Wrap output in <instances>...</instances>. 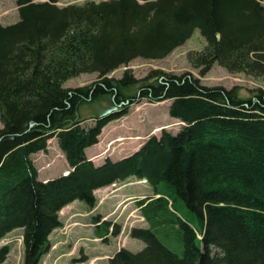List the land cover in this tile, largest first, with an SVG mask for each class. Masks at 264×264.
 <instances>
[{"label": "trees", "instance_id": "1", "mask_svg": "<svg viewBox=\"0 0 264 264\" xmlns=\"http://www.w3.org/2000/svg\"><path fill=\"white\" fill-rule=\"evenodd\" d=\"M16 2L19 21L0 24V239L22 228L24 264H41L64 206L94 207L97 189L136 177L153 190L136 201L147 226L131 230L145 247L122 248L110 264H264V90L242 98L190 73L153 72L132 94L140 83L132 73L109 77L135 59L167 57L198 29L206 47L189 60L202 75L218 63L264 78L263 0ZM84 73L98 80L64 86ZM105 96L118 110L84 125L81 105ZM143 99L170 101L181 127L96 165L87 149ZM52 138L73 170L43 181L33 155ZM93 220L99 238L120 233Z\"/></svg>", "mask_w": 264, "mask_h": 264}, {"label": "rangeland", "instance_id": "2", "mask_svg": "<svg viewBox=\"0 0 264 264\" xmlns=\"http://www.w3.org/2000/svg\"><path fill=\"white\" fill-rule=\"evenodd\" d=\"M46 1V0H34ZM88 0H59V6L83 4ZM102 1V0H94ZM264 3V0H263ZM16 0H0V24L9 25L19 21ZM206 47V40L197 29L192 37L163 59H135L127 66L112 72L109 77L121 78L126 71L140 80L126 93L136 94L138 88L146 83L153 72L168 74L190 73L207 86H222L227 89L237 88L242 98L253 97L259 89L264 90V78H255L246 73H232L215 63L204 75L189 60L193 52H200ZM98 80L97 73H84L68 80L64 86L78 88L90 86ZM170 101L151 103L146 99L130 105L129 111L109 122L102 130L99 143L90 147L88 155L98 163L105 159L119 160L132 154L153 134L160 136L162 129H179L180 121L169 114ZM111 96L100 100L88 101L81 105L77 116L85 120L84 125H93L94 118L118 110ZM0 128L2 122L0 120ZM39 178L46 181L65 174L70 167L56 138L48 141L47 151L33 155ZM153 195L151 186L144 180L131 177L125 181L101 187L95 191L96 205L89 207L85 202L75 200L64 206L59 212L61 226L50 234L51 248L43 255L41 264H109L108 260L119 248H128L139 252L145 243L131 236L134 227L147 226L136 201ZM112 221L120 226L118 235L107 239H98L95 234L94 218ZM23 231L14 229L0 239V264H24Z\"/></svg>", "mask_w": 264, "mask_h": 264}, {"label": "water", "instance_id": "3", "mask_svg": "<svg viewBox=\"0 0 264 264\" xmlns=\"http://www.w3.org/2000/svg\"><path fill=\"white\" fill-rule=\"evenodd\" d=\"M157 79H158V78L155 77V78L151 79V82H153V81H155V80H157ZM162 79H163V78H162ZM124 104H128V105H130L129 101L125 102ZM112 112H113V111L110 110V111L107 113V115H108V114H111ZM68 172H70V171H68Z\"/></svg>", "mask_w": 264, "mask_h": 264}, {"label": "crops", "instance_id": "4", "mask_svg": "<svg viewBox=\"0 0 264 264\" xmlns=\"http://www.w3.org/2000/svg\"><path fill=\"white\" fill-rule=\"evenodd\" d=\"M87 153H88V152H87ZM88 156H89V155H88ZM89 158H90V159H92L90 156H89ZM92 160H93V161H94V163H95V164H97V165H100V164H102V162H101V163H98V162H96L94 159H92Z\"/></svg>", "mask_w": 264, "mask_h": 264}, {"label": "bare ground", "instance_id": "5", "mask_svg": "<svg viewBox=\"0 0 264 264\" xmlns=\"http://www.w3.org/2000/svg\"><path fill=\"white\" fill-rule=\"evenodd\" d=\"M67 172H68V171H67ZM67 172H66V173H67Z\"/></svg>", "mask_w": 264, "mask_h": 264}]
</instances>
